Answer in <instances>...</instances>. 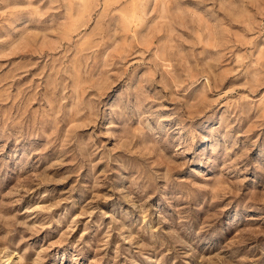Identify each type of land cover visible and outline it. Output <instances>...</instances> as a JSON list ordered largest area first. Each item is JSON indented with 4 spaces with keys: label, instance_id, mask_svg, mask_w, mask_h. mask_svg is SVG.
<instances>
[{
    "label": "rangeland",
    "instance_id": "374dc122",
    "mask_svg": "<svg viewBox=\"0 0 264 264\" xmlns=\"http://www.w3.org/2000/svg\"><path fill=\"white\" fill-rule=\"evenodd\" d=\"M261 76L264 0H0V261L264 264ZM143 79L168 98L87 163L89 99Z\"/></svg>",
    "mask_w": 264,
    "mask_h": 264
},
{
    "label": "clouds",
    "instance_id": "9594fccd",
    "mask_svg": "<svg viewBox=\"0 0 264 264\" xmlns=\"http://www.w3.org/2000/svg\"><path fill=\"white\" fill-rule=\"evenodd\" d=\"M153 0H141L142 5L147 9V5L152 3ZM151 12L147 13L145 19H148L151 16ZM147 65L152 64V60H148L144 62ZM118 82V81H117ZM148 83H158L154 79L141 80L135 87H122L118 89L116 93L113 95L112 99L107 102H103L102 96H96L94 98H90L88 102V109L90 111V121L95 124L97 122H101L102 125H106L107 130L99 131L95 136H93L87 144L84 145V148H91V152H88L84 159L87 163L91 164L92 158L95 157L98 153L103 152L104 158L107 159L111 156H114L116 152L121 151V141L123 137L132 132L131 125L134 122H139V125L147 127V120L149 116H155L158 112L157 109L151 107L152 102H156L161 100L162 98H168L162 96H157L156 101H153V98L148 96L145 91V85ZM260 87H264V76L258 77L255 80L254 85L251 90H257ZM168 91V89H165ZM176 90L173 88L171 92H175ZM170 92V94H171ZM145 105L148 107L145 108ZM184 109H181L183 111ZM108 136L111 140L116 141L114 147L109 148L107 144L101 143L100 145L96 144V140L100 137ZM162 155V153L160 154ZM124 157H115V160H111L110 163H122ZM158 180H168L170 179V171H165L163 173H155L153 174ZM198 187V185H197ZM264 203V201H261ZM22 227H24L27 231H31L28 228L27 224L24 222H18ZM158 231V230H154ZM168 239L165 240V243L170 242L173 249H175V245L178 243H184L179 239H174V233L162 234V239L164 237ZM6 237H0V242H2ZM24 242V239H21V243ZM187 249H191V245L185 244ZM8 249L5 247L3 252H7ZM44 249H41L40 253L37 254V259L44 252ZM27 254V250H25V255ZM2 255V253H0ZM186 255H193L192 251H187ZM0 264H7L6 261H0ZM17 264H36V260H29L27 262L24 261L23 257H21Z\"/></svg>",
    "mask_w": 264,
    "mask_h": 264
},
{
    "label": "bare ground",
    "instance_id": "6f19581e",
    "mask_svg": "<svg viewBox=\"0 0 264 264\" xmlns=\"http://www.w3.org/2000/svg\"><path fill=\"white\" fill-rule=\"evenodd\" d=\"M11 259V257L9 258V260Z\"/></svg>",
    "mask_w": 264,
    "mask_h": 264
}]
</instances>
